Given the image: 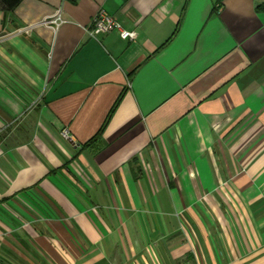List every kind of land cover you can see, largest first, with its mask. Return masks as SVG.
<instances>
[{
    "label": "crops",
    "instance_id": "1",
    "mask_svg": "<svg viewBox=\"0 0 264 264\" xmlns=\"http://www.w3.org/2000/svg\"><path fill=\"white\" fill-rule=\"evenodd\" d=\"M262 3H0V264H264Z\"/></svg>",
    "mask_w": 264,
    "mask_h": 264
},
{
    "label": "built area",
    "instance_id": "2",
    "mask_svg": "<svg viewBox=\"0 0 264 264\" xmlns=\"http://www.w3.org/2000/svg\"><path fill=\"white\" fill-rule=\"evenodd\" d=\"M64 22H66V18L63 16L60 7L54 11L52 16L42 21L43 24L49 25L52 28H57ZM114 27L119 29V35L122 38L132 39L135 35V31L133 30L122 29L115 19L102 8L97 10L91 17L85 30L90 36L95 37L97 34L105 33ZM24 30H26V28ZM62 135H68L66 130L62 131Z\"/></svg>",
    "mask_w": 264,
    "mask_h": 264
},
{
    "label": "trees",
    "instance_id": "3",
    "mask_svg": "<svg viewBox=\"0 0 264 264\" xmlns=\"http://www.w3.org/2000/svg\"><path fill=\"white\" fill-rule=\"evenodd\" d=\"M20 0H0V3L7 8H13ZM257 8H264V3L257 5Z\"/></svg>",
    "mask_w": 264,
    "mask_h": 264
}]
</instances>
